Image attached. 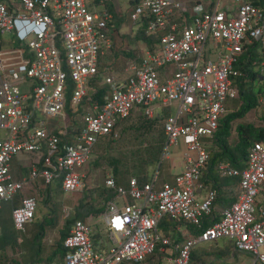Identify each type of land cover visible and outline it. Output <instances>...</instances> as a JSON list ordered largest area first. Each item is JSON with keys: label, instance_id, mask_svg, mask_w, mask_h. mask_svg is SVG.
I'll use <instances>...</instances> for the list:
<instances>
[{"label": "built area", "instance_id": "built-area-1", "mask_svg": "<svg viewBox=\"0 0 264 264\" xmlns=\"http://www.w3.org/2000/svg\"><path fill=\"white\" fill-rule=\"evenodd\" d=\"M126 1V10L115 13L136 30L145 21L144 33L158 36V43L129 60L119 77L102 76L108 91L98 104L88 95L98 61L110 49L113 15L106 4L114 1L0 0V207L21 196L11 211L16 233L25 232L37 208L25 192L39 180L45 186L60 180L65 195L82 193L83 171L98 139L116 137V123L132 113L153 119L172 109L163 123L162 155L168 158L179 144L185 148L184 170L173 184L139 187L131 179L124 188L107 177L104 188L116 192L102 216L111 247L97 248L92 228L78 220L64 239L59 264H142L172 247L158 231L165 217L200 226L217 197L209 190L197 200L209 159L204 140L216 131L227 102L238 97L236 65L245 46L257 47L260 61L253 65L264 85V11L250 0H231L229 10L224 0ZM68 81L70 110L80 111L82 123L72 133L64 112ZM20 154L38 155L33 162L41 163L15 180L10 165ZM217 174L239 179L236 200L200 235L173 246L165 264H188L193 248L219 240L232 242L249 264H264V136L247 151L242 170L220 163Z\"/></svg>", "mask_w": 264, "mask_h": 264}, {"label": "trees", "instance_id": "trees-1", "mask_svg": "<svg viewBox=\"0 0 264 264\" xmlns=\"http://www.w3.org/2000/svg\"><path fill=\"white\" fill-rule=\"evenodd\" d=\"M254 6L261 8L264 11V0H250ZM107 9L113 15L112 20L108 22L109 38L111 41L114 39V35L119 29L122 20H126L125 16H119L115 13L114 4H106ZM127 21V20H126ZM128 22V21H127ZM145 21L140 22V27L136 30V34L130 43L140 42L142 49H152L156 43H158V36L146 35L143 31ZM141 49V50H142ZM122 56L125 58V63L122 68L113 74L115 77H119L122 74V70L129 60H137L131 52H124ZM116 55L112 56L110 63L116 62ZM108 56L100 58L98 61L97 76L91 81L92 91L89 92V96L92 100L98 104H102V98L107 93L106 86H101L100 81L102 79V73L107 71L104 61H107ZM260 58L257 52L256 45H249L244 47L243 53L240 55L236 69L239 71L240 76L235 79V85L238 89L237 104L233 110L226 108L227 113L220 119L218 127L211 138L204 140V147L209 155L207 165L200 177V184L207 185L211 183L207 191L212 190L216 193L217 197L213 205L211 214L207 217H203L200 226H193L184 222H175L168 217H165L162 222H169V227L175 230L178 225H185L188 232L192 237H197L202 231L210 227L212 224L220 220V214L214 209L217 202L222 201L226 203V206L233 203L238 195V182L237 178H220L217 174V166L220 163H228L231 167L242 170L246 161V155L249 148L253 143L261 140L264 136V128H257L251 124L238 123L243 120L249 113L255 111L260 106L261 98H264V85L259 81V71L254 62H259ZM112 75V76H113ZM72 84L67 82L66 87V103H65V115L69 122V132H76L82 127L80 122V111L78 114H72L69 106V100L71 98ZM170 116V110L164 109L157 114L153 119H147L139 112L132 113L126 119L118 121L115 125L116 137L113 135L98 139L95 144L92 155H97L98 160H105L110 166V175L112 177L116 187L126 188L131 179H135L139 187L144 184L150 183L152 173L156 172L163 163L161 155L164 150L166 138L163 131V123L167 117ZM78 117V118H77ZM262 120L264 121V106L262 109ZM236 135V142L232 145L230 138ZM98 162V161H97ZM35 162L31 161L30 165ZM39 161L37 166H40ZM21 168L24 175L29 170V167ZM153 170V171H152ZM43 191L41 195H45L46 198L50 197V193L58 192L62 194L60 180H55L50 185H43ZM202 188L204 189L203 185ZM229 189L230 196L225 197L222 193V189ZM28 196V195H27ZM116 192L110 189L103 188L99 193L98 199L94 203L88 202L87 197H82L79 207L73 213V215L66 219L60 230L59 240L56 244V249L52 252V256L46 260V264H59L65 255V249L63 248V242L68 235L71 225L75 221L86 222L90 216H99L106 212L107 203L114 200ZM20 201L21 196H17ZM222 198V200H220ZM261 203H264V190L260 194ZM37 201V199H36ZM8 204L10 211L4 209L3 205ZM16 207L14 203H2L0 207V250L17 243V234L15 233L11 211ZM38 207V202H37ZM218 204V208H220ZM37 210V208H36ZM36 215V212H35ZM35 215L31 223L25 228H29L28 235H23L22 246H31L33 248V257L37 258L41 262L42 245L41 241L44 238L46 228L48 230L56 229L58 225L57 212H53L50 218H44V221L37 222ZM159 223V224H160ZM159 226V225H158ZM170 245L173 247L177 244H181L182 241L170 235H165ZM93 238V237H92ZM180 241V242H179ZM221 243V248H211V244ZM213 243H208V250L203 252L201 260L197 261L196 252L193 248L189 255L188 264H206L205 259L208 256H214L217 262L226 264L223 262L225 257L231 256V262L237 264L238 253L234 250L233 244L227 240H219ZM21 244H18V247ZM203 245V244H201ZM233 252V253H232ZM161 253L158 250L153 255L148 257L142 264H148L153 261V258L157 256L162 258ZM54 259L58 261L53 263ZM234 260V261H233ZM160 262H153V264H159Z\"/></svg>", "mask_w": 264, "mask_h": 264}, {"label": "rangeland", "instance_id": "rangeland-1", "mask_svg": "<svg viewBox=\"0 0 264 264\" xmlns=\"http://www.w3.org/2000/svg\"><path fill=\"white\" fill-rule=\"evenodd\" d=\"M113 1L115 4L114 5L115 9L126 10L127 8L126 0H113ZM230 2L231 0H224L223 2L228 8V10L232 6ZM229 15H233V14L230 13ZM136 29L137 27L135 25H131L126 20L121 21L119 29L114 35L113 38L114 40L113 41L110 40L111 41L110 49L106 54L108 56V59L107 61H104L107 71H104L102 75L111 76L115 74L117 71L119 72V70L122 68L123 64L126 61L125 58L122 56V53L131 52V54L134 55L135 57L140 55L143 45L140 42L130 43V39H132L136 34ZM115 55H116L115 58L116 62L110 63L112 56ZM260 102H261L260 106L255 111L249 113L243 120H241L238 123L251 124L257 128H264V121L262 120V109L264 106V98H261ZM236 104L237 101H230L227 103L226 107L229 110H233ZM173 113L174 111L171 109L170 115H172ZM235 136L236 135L233 133V135L230 138V143L232 145L236 142ZM171 153L173 152L170 150V156H172ZM161 159L163 160L161 167L157 169L155 173L153 172L151 175V180L155 181L158 184H161V181L165 179L167 175V169H166L168 163L167 158H164L163 155H161ZM38 160H39L38 155L32 156V155L20 154L16 156L10 165L11 175L13 177L16 175L18 176L19 174L24 175V173L20 172L21 171L20 168L28 167L31 161L37 162ZM83 173L85 176L83 180L84 192L80 194L65 195L64 193L60 194L61 192L60 193L51 192L50 197L46 198L45 195L43 196L41 195V192L43 191L41 183H37L36 186L33 187V189H30L29 191L25 192V195L37 199L38 207L36 210L35 220L37 222H42L44 221V218H50L53 212H57L58 225L54 230H48L46 228L44 238L41 241L42 250H43L40 256L41 262H39L37 258L34 259L33 251H32L33 248L31 246L28 245L22 246L23 235L25 234L28 235V230H29V228L27 229L25 228V232L23 234H18L15 232L17 234L16 235L17 243L15 245L7 246L0 250V264H46V260L52 256V252L56 249L55 246L59 240L60 230L63 226L64 221L73 215V213L79 207L82 197H87L88 202L90 203H94L97 201L99 193L104 188V181L108 177V175H110V166L107 163V161L103 159L98 160L97 155L93 154L90 163L85 168ZM26 175L27 173L25 174V176ZM18 203L19 200L18 198H16L14 201V206H17ZM3 207L7 211H10V206L8 204H4ZM103 214L99 216L88 217L86 223L92 228L93 231L92 240L94 245L99 249H103V248L109 249L111 247V243L109 240V234L106 231L104 224L102 222ZM18 244L21 245L18 247ZM208 246L209 245L207 244H203V245H199V247H196L194 249V251L196 252L197 261L201 260V256H202L201 254L208 250ZM210 246L211 248L217 250V248H221V243H219L218 245L216 243H213ZM172 254H173V248L172 247L167 248L165 250V256L162 255V258L160 259L157 256H155L153 258V261L149 262L148 264H153V262L156 261L160 262L159 264H165L166 263L165 259L167 258V256H172ZM224 259L225 260L223 262H225L226 264L235 263V262L234 263L231 262V256L225 257ZM236 260H239V262H243V264H249L248 258L241 254L237 255ZM57 261H58L57 259H54L53 263H56ZM205 263L221 264V262L216 261L214 256H208L205 259Z\"/></svg>", "mask_w": 264, "mask_h": 264}, {"label": "crops", "instance_id": "crops-1", "mask_svg": "<svg viewBox=\"0 0 264 264\" xmlns=\"http://www.w3.org/2000/svg\"><path fill=\"white\" fill-rule=\"evenodd\" d=\"M260 81V80H259ZM230 102V101H229ZM228 103V102H227ZM227 105V104H226ZM227 108V107H226ZM227 113V111H226ZM171 151L173 153H171L172 156L169 155V157L167 158V175H166V178L167 180L163 179L161 181V184L163 183H168V184H173L174 183V180H175V177L177 175H179L183 170H184V164H183V156L182 154L184 153L185 151V148L184 146L182 145H177L173 148H171ZM21 169V168H20ZM204 171V170H203ZM22 173L23 170L21 169ZM27 173V172H26ZM19 174V173H18ZM20 175V174H19ZM18 175V176H19ZM202 175V173H201ZM17 175L14 176L13 178L15 180H19L21 179L22 177H24L25 175H20L18 177ZM37 183H41V180L37 181ZM155 183V188L158 189L160 187L161 184H158L156 182ZM160 183V182H159ZM211 183H208L207 185H205L204 183H202L204 189L202 188V185H201V189L198 191L197 193V200L198 201H201L204 196H205V193L207 192V189L209 188L208 186H210ZM229 189L227 188H223L222 189V193L224 194L225 197L227 196H230V194L228 193ZM222 200V198L220 199ZM19 204V203H18ZM218 204L219 206H221L220 208H218ZM228 206V205H227ZM226 206V203L222 202V201H219L217 202L216 206L214 207V209L220 214L221 211L227 207ZM169 222H162L159 224L158 226V231L159 233L162 235V236H165V235H170V236H173L175 238H178L179 240H181L182 242L191 236L190 232H188V230L186 229V226L185 225H178L176 226L175 230H172L170 229L169 227ZM180 242V241H179ZM245 256V255H244ZM247 257V256H246ZM248 258V257H247ZM237 261V264H243V262H239V260H236Z\"/></svg>", "mask_w": 264, "mask_h": 264}, {"label": "bare ground", "instance_id": "bare-ground-1", "mask_svg": "<svg viewBox=\"0 0 264 264\" xmlns=\"http://www.w3.org/2000/svg\"><path fill=\"white\" fill-rule=\"evenodd\" d=\"M84 192V191H83Z\"/></svg>", "mask_w": 264, "mask_h": 264}]
</instances>
